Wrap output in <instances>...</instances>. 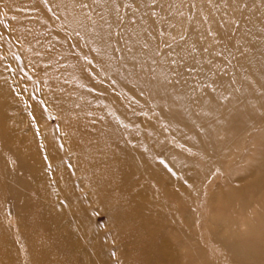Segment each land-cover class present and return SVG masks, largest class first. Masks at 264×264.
<instances>
[{
  "label": "rangeland",
  "instance_id": "obj_1",
  "mask_svg": "<svg viewBox=\"0 0 264 264\" xmlns=\"http://www.w3.org/2000/svg\"><path fill=\"white\" fill-rule=\"evenodd\" d=\"M0 101L14 133L0 132V221L26 264L25 233L43 239L51 222H19L24 148L43 164L53 207L67 194L58 178L73 184L108 264H264V0H0ZM107 104L148 159L136 183L109 172L115 153L79 165L90 152L76 148L71 120L100 137ZM144 201L160 222L153 239L130 218Z\"/></svg>",
  "mask_w": 264,
  "mask_h": 264
},
{
  "label": "bare ground",
  "instance_id": "obj_2",
  "mask_svg": "<svg viewBox=\"0 0 264 264\" xmlns=\"http://www.w3.org/2000/svg\"><path fill=\"white\" fill-rule=\"evenodd\" d=\"M95 27L96 26H94V28ZM98 27H96V29L92 28V30L97 31ZM104 32L105 31L102 30L100 33ZM95 34L97 35L96 32ZM62 74H67V71L62 72ZM65 78L69 79L70 77ZM77 94V98L85 95L84 92L79 91H77ZM6 104V102L0 101V132L2 133V136L10 139L11 136L14 137V133L12 132V127L10 125L11 121L7 119L8 108ZM104 107L105 108L102 109L104 111H99L106 118V123L99 126L101 130L100 137L91 136L89 131V127L91 126H89V123H81V119L75 117L71 120V125L74 124L73 135L76 139V148L84 153L83 156L90 152L87 161H80L79 165L83 170L86 168V165L89 167L91 166L92 168V163L88 164L90 162V157L92 158L91 160H95L100 156L104 157L105 163L107 160L112 162L110 152L112 155L115 153L117 157L123 160L120 161V159H118V164L113 163L116 165L115 167L111 164L110 166H107V163L106 166L108 167L109 172L116 170L119 174L121 173V183L123 182V185L128 182V178L136 183L137 174H141L140 170L136 169L138 160L143 162L148 161V159L145 157L144 151L137 148L135 151L134 145L132 144L134 140L132 136L128 137L131 143L129 146L124 142L125 140L122 138L123 133L121 132L123 125L122 120L124 117L114 112L112 106L107 104ZM194 136L195 135H192V137ZM98 137V141L95 140L89 142V140H94ZM101 139H104V143H101ZM137 140L138 139L135 140V145ZM114 145L117 149H113ZM24 149L30 159L29 166L25 164L24 168L30 172L31 179H25V177H23L19 189L16 192L17 198H19L18 205L20 211L27 213L19 216V222L26 224L29 223L27 221H30L37 231H41L40 222H51V226L49 227L50 235L43 237V239H40L38 235L35 236L36 234L34 233H25L23 237L25 241H23V244L26 246V254L27 258H29V262L32 264H108L109 262L104 259V256L100 253L99 246H96L93 239H91V235L85 230L81 218V211L78 209L77 205H75L74 200L70 195L72 191L70 186L73 184L64 179L63 176L58 178L57 185L60 186L61 189L63 188L67 194H62V203L59 204V206L53 207L52 204L48 202L47 198H43L41 191L42 189L49 198L42 182L41 168L43 164L39 161V156L31 149ZM48 157L50 163L56 161L57 166H61L57 154L52 153L49 154ZM124 162L126 163L125 165ZM158 166L157 161L154 164L149 163L147 165L150 175L155 176L156 173H159L160 169ZM91 171L92 169H89V176H91ZM192 179L189 181H192ZM141 184L143 185V188H145V185L143 183ZM36 193L38 194V198L34 199L33 196H35ZM177 193L180 197L185 199L186 191L179 189L177 190ZM106 195L108 196L107 191ZM32 206H38V209H40L41 206L42 211L40 213H34L32 209H30ZM46 207L51 208V214L50 211H47ZM153 208L152 203L144 201V203L140 204L138 209H133L135 211H133V215H130L131 220L138 222L139 227L144 228L143 230L149 234L151 239H153V235L156 233V227H158V223H160L157 215L152 213L154 212ZM125 220L130 219L127 218ZM58 227L64 228L66 231L65 233H61V236H57ZM18 245L19 243L14 241L12 231L9 230L3 221H0V264H26L22 258L19 248L20 246ZM144 253H147V256H152L151 260L155 261V256L157 254L155 247L150 248L147 245L143 254ZM167 256L173 258L171 253H168ZM173 260L174 259H171V262H173Z\"/></svg>",
  "mask_w": 264,
  "mask_h": 264
}]
</instances>
